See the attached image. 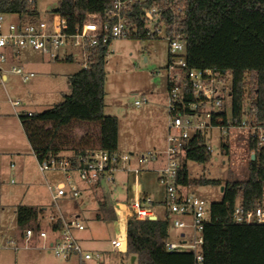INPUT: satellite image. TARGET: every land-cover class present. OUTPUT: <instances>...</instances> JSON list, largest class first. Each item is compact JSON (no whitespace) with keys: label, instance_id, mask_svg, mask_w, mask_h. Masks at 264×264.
<instances>
[{"label":"trees","instance_id":"1","mask_svg":"<svg viewBox=\"0 0 264 264\" xmlns=\"http://www.w3.org/2000/svg\"><path fill=\"white\" fill-rule=\"evenodd\" d=\"M118 0H58V12L66 19L68 34L87 19L89 13L106 15ZM127 2L124 13L129 19L130 38L158 36L161 26L166 36L176 34L186 44V59L191 68H210L231 77L232 113L238 122L251 118L264 129V35L242 22L245 14L257 12L264 19V0H121ZM38 0H0V12L18 14L31 22L40 18ZM157 8L160 18L149 26L147 9ZM111 42H99L87 48V66L68 76L70 93L62 102L32 114L20 113L22 127L38 159L49 154L104 149L118 151L119 119L106 114V63ZM72 61V55L63 58ZM171 59V55H170ZM169 59V60H170ZM77 128H82L79 134ZM251 151L248 176L243 179L210 178L206 174L191 177L188 161L206 163L212 152L204 139L194 138L192 147L181 157L177 183L225 185L221 201L210 204V220L205 223L201 264H264V222H235L237 205L245 210L264 206V146L258 137L249 136ZM230 142L222 141L225 154ZM254 153L255 157H252ZM153 205V204H152ZM1 209V207H0ZM99 219L117 218L116 209L106 194L99 199ZM45 208L17 204L15 213L20 233L28 228L39 230V218ZM62 226V220L55 224ZM170 237V220L139 219L126 222V253L140 264H197L194 252L170 251L165 240Z\"/></svg>","mask_w":264,"mask_h":264},{"label":"rangeland","instance_id":"2","mask_svg":"<svg viewBox=\"0 0 264 264\" xmlns=\"http://www.w3.org/2000/svg\"><path fill=\"white\" fill-rule=\"evenodd\" d=\"M38 10L41 16L48 19L53 17V11L58 6V0H38ZM17 14H7L6 21H17ZM242 22L264 35V19L258 13L245 14ZM154 30L153 25L149 24ZM74 54L72 61L63 59V50ZM61 58L53 60L48 54L27 47L21 49L20 58L13 59L9 56L5 68L10 69L12 65H23L28 71L36 73L41 77L47 73L46 81L38 87H32L33 78L24 82L19 74L11 71L0 72V115L12 114L15 116L11 127L16 129L17 137L24 139L22 126L18 125V113L41 112L56 103L62 102L66 94L70 93L67 77L63 71L76 72L85 66L86 58L82 49L73 44H67L60 48ZM170 59L169 40L166 36V27L163 25L156 37L130 38L127 36L116 37L112 40L106 63L105 81V108L106 114L117 115L119 119L120 140L118 151L121 154L133 155L146 153L152 150H163L156 148L159 142L165 145L164 127L169 119L167 109L168 100V69ZM44 65V70L33 66ZM47 67V69H46ZM7 74V79H2V74ZM60 73L62 75H59ZM148 100L137 105L136 100ZM21 101L22 105L16 110L13 101ZM227 105L230 108L231 100L227 97ZM11 116V115H10ZM13 117H10V120ZM164 125V126H163ZM77 128L76 132H82ZM23 132V133H22ZM219 129L210 131L209 143L212 146V158L206 163L189 160L187 165L190 176L195 178L206 174L210 178H219L224 182L227 179H243L248 176V161L251 153L248 147V136L245 130H235L228 137ZM12 132L0 130V264H14L16 241L13 237L18 232V224L14 205L39 204L47 208L46 218L43 224L48 228L49 216L59 213L65 218H73L79 215V219L85 224L86 229L77 230L88 247L98 248L103 256L100 260L92 259L87 264H140L134 255L126 253L124 248H114L112 240L126 232L127 218L123 215L124 210L130 211V205L136 196L143 198L149 196L154 202V210L160 218H166L165 201L166 187L159 180L158 169L165 164L161 159H152L147 163L138 164L135 157L130 161L121 162L119 170L115 174V181L103 183L100 188L82 184V195L69 198L60 197L54 200L52 193L47 188L46 177L39 169L36 159L31 156L17 157L9 152L4 145L5 142H15L17 139ZM26 138V137H25ZM230 142V153L223 152L222 141ZM166 148V147H165ZM164 148V149H165ZM25 156V155H23ZM135 167L140 169L139 193L133 189L134 178L131 170ZM46 175V176H45ZM49 173V179L54 181L62 175ZM80 182V181H79ZM82 183V182H80ZM222 185H191L187 191L203 200L207 205L215 201H221L223 192ZM107 194L114 204L117 218L99 219V199ZM175 218L186 219L183 216L170 215V237L172 241H180L182 231L190 234L191 229L176 228L173 225ZM77 235V236H78ZM79 237V236H78ZM16 244V243H15ZM12 249V250H10ZM5 253L9 257H5ZM53 254V253H52ZM54 255V254H53ZM54 264H75L72 260L56 257ZM76 258V259H75ZM57 259L59 261H57ZM9 260V261H8ZM78 262V260H76Z\"/></svg>","mask_w":264,"mask_h":264},{"label":"built area","instance_id":"3","mask_svg":"<svg viewBox=\"0 0 264 264\" xmlns=\"http://www.w3.org/2000/svg\"><path fill=\"white\" fill-rule=\"evenodd\" d=\"M34 2V0H30ZM127 2L118 0L112 10L106 15L89 13L88 19L74 34L66 32L67 21L58 11H53V17L48 19L40 16L39 20L31 22L22 20L18 15L17 21H6V15L0 12V72L11 71L19 74L24 82L31 80L35 73L26 70L23 65H12L5 68L9 56L13 59L20 58L21 49L31 47L41 53L48 54L51 59L61 57L60 48L67 44L79 46L86 58L87 48L99 42L108 43L116 37L126 36L131 32L129 19L124 13ZM149 24L159 22L157 8L147 9L145 12ZM171 59L168 69V100L167 109L169 119L167 124L166 148L164 150H152L146 153L121 154L119 151L110 152L104 149L87 150L76 154L73 151L49 154L38 159L42 173H47V184L54 200L60 197L76 198L82 195V184L100 188L103 183L115 181V174L119 170L121 162L130 161L135 157L138 164L147 163L152 159L165 156L166 162L159 171V180L166 187L165 213L166 215L183 216L186 219L175 218L173 225L176 228H190V234L181 233L180 241L165 240V247L170 251L189 250L194 252L197 264L203 262L202 245L204 243L203 230L205 223L210 220V205L205 200L194 196L187 191V186L177 183L178 170L181 165V157L192 147L194 138L204 139L206 148L212 151L209 143L210 131L219 129L228 137L232 131L245 130L247 136L258 137L260 144L264 146V129L255 124L251 118H244L238 122L232 113V105H227V97L231 100V77L228 73H219L213 69L191 68L186 59L185 41L178 35L167 36ZM71 55L68 49L63 50V57ZM148 99L136 100L141 105ZM14 106H20L21 101H13ZM32 114V112H27ZM229 141V140H227ZM254 154V153H253ZM62 175L54 181L48 174ZM134 178L133 189L139 193L140 169L131 170ZM46 176V175H45ZM82 183H80V182ZM153 200L149 196L139 198L136 196L130 205V211L122 213L126 218L136 215L139 219H151L152 216L160 218L154 211ZM50 224L41 226L39 230L26 229L23 244L30 247L38 243L40 248L52 252L55 256L68 259L78 256L83 260L101 259L103 254L99 251H90L80 243L77 230L85 229V224L79 217L69 220L59 215H50ZM62 220V226L56 228L55 224ZM235 222L263 223L264 206L245 210L237 205L234 212ZM15 248L20 247L12 241ZM16 243V244H15ZM114 248L126 249V233L112 240Z\"/></svg>","mask_w":264,"mask_h":264},{"label":"crops","instance_id":"4","mask_svg":"<svg viewBox=\"0 0 264 264\" xmlns=\"http://www.w3.org/2000/svg\"><path fill=\"white\" fill-rule=\"evenodd\" d=\"M71 55H72V57H73V59H74V54H72L71 53ZM63 57V56H62ZM61 58V57H60ZM59 58V59H60ZM63 58H65V57H63ZM59 59H57V60H59ZM33 67H35V68H39V69H43L44 70V65H37V66H33ZM26 68V67H25ZM46 69H47V67H46ZM26 70H28L27 68H26ZM77 72V71H76ZM73 73H75V72H73V71H71V70H68V71H63L62 72V74L64 75V76H66L67 77V81H68V76L70 75V74H73ZM57 74H59V75H62V74H60V73H57ZM35 75H36V73H35ZM46 75H47V73H45V74H43V76H41V77H36V76H34L33 77V81H32V83H31V85H32V87H38L40 84H42V83H44V81H46V79L47 78H45L46 77ZM7 74L6 73H3L2 74V79L3 80H5V79H7ZM21 105H22V103H21ZM20 105V106H21ZM14 106V105H13ZM20 106H14V108H15V110H16V108L17 107H20ZM27 112H33L32 110H28ZM17 113H18V118H16V120L15 121H18V125H19V127H20V125L22 126V124H21V120H20V117H19V115H20V113L17 111ZM22 113V112H21ZM23 113H25V112H23ZM36 113V112H35ZM11 115V116H10ZM1 114L0 115V130H8V131H10V132H12V134L14 135V136H18L17 134V131H16V129H15V131H14V129L11 127L13 124H10V123H12V122H14L13 120H14V118H15V116H13L12 114ZM10 117H13V118H11V120H10ZM164 126V125H163ZM22 129H23V127H22ZM22 131H24V129L22 130ZM164 131H165V133H164V136H163V138L165 139V145L164 146H161V144L158 142L157 144H156V146H158V147H155V149L156 148H162L163 150H164V148L166 147V125H165V127H164ZM23 133V132H22ZM26 137V138H25ZM24 139L25 140H23L22 139V137L21 138H18L17 137V139H16V141L15 142H13V141H11V142H5L4 143V145L6 146V148L8 149V150H10L9 152H11L12 154H16L17 155V157H20L21 155H22V157H20V158H22V160L24 161L25 159H24V157H27V156H31V157H33L34 159H36V161H38V158H37V156H36V154L34 153V151H33V149H32V146H31V144H30V142H29V140H28V138H27V135H26V133H25V131H24ZM119 141H121L120 140V133H119ZM23 155H25V156H23ZM158 159H161L163 162H164V164H165V162H166V158H165V156H161V157H159ZM157 159V160H158ZM38 164H39V162H38ZM161 168V167H160ZM159 168V169H160ZM40 169V168H39ZM158 169V170H159ZM41 171V170H40ZM159 172V171H158ZM115 179H116V177H115ZM46 183H47V177H46V181H45ZM47 188H49L48 187V184H47ZM50 190V189H49ZM51 192V191H50ZM17 204H20V203H17ZM17 204H15L14 205V209H15V206L17 205ZM42 203H39V204H34V205H37V206H43V205H41ZM33 205V204H32ZM1 207V206H0ZM152 207H153V209H154V203H153V205H152ZM45 208V212H44V214L39 218V221H40V224H41V226H43V227H45L44 226V224H43V220L46 218V213H47V208L46 207H44ZM155 211V210H154ZM0 212H1V210H0ZM156 212V211H155ZM54 215H59V216H62V215H60L59 213H53ZM53 214H51V215H53ZM63 217V216H62ZM76 217H79V215H77ZM17 218V217H16ZM63 219H66V220H69V219H71V218H65V217H63ZM49 224H50V221L48 222V224H47V226H49ZM85 229H86V226H85ZM85 229H83V230H85ZM83 230H80V231H83ZM183 232V231H182ZM126 233V232H125ZM125 233H123V234H125ZM79 233H77V235H78ZM120 235H122V234H120ZM79 237V241H80V243L83 245V247L84 248H86L87 250H90V251H99V249L98 248H95V247H92V248H90V247H88L86 244H84L83 243V241L85 240L82 236H80V235H78ZM13 237L14 238H16V243L17 244H19L20 245V247L18 248V249H16L15 248V250L13 251L14 252V264H54L55 263V260L54 259H56L55 257H54V255L52 254V252H49V251H47V250H43L42 248H40V246H39V244L38 243H33L30 247H25L24 246V244H23V240H24V234L22 235L21 233H20V230H19V227H18V232H16V233H14V235H13ZM10 250H12V249H10ZM100 252V251H99ZM102 253V252H101ZM103 254V253H102ZM5 257L6 258H8L9 257V254H6L5 253ZM57 257V256H56ZM74 257H76V258H78V259H76V260H78V262L75 260V264H87V261H91L92 259H90V260H83V259H81L80 257H78V256H73V257H71V258H68V259H66V260H72V259H74ZM96 260H100V259H96ZM9 261V260H8ZM57 261H59L58 259H57Z\"/></svg>","mask_w":264,"mask_h":264},{"label":"water","instance_id":"5","mask_svg":"<svg viewBox=\"0 0 264 264\" xmlns=\"http://www.w3.org/2000/svg\"><path fill=\"white\" fill-rule=\"evenodd\" d=\"M56 11H58V8H56ZM252 157L254 158V157H255V155H254V154H252ZM224 188H225V185H222V186H221V190L223 191V190H224ZM151 219H156V216H152V217H151ZM135 258H136V256H133V260H135Z\"/></svg>","mask_w":264,"mask_h":264}]
</instances>
